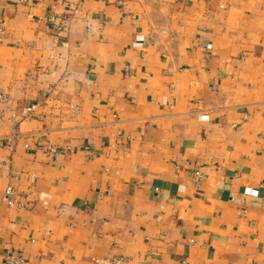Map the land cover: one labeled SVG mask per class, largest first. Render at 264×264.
I'll return each mask as SVG.
<instances>
[{"label":"crops","instance_id":"crops-1","mask_svg":"<svg viewBox=\"0 0 264 264\" xmlns=\"http://www.w3.org/2000/svg\"><path fill=\"white\" fill-rule=\"evenodd\" d=\"M0 93V264H264V0H0Z\"/></svg>","mask_w":264,"mask_h":264},{"label":"built area","instance_id":"built-area-1","mask_svg":"<svg viewBox=\"0 0 264 264\" xmlns=\"http://www.w3.org/2000/svg\"><path fill=\"white\" fill-rule=\"evenodd\" d=\"M118 3H122V1H118ZM47 19L50 21V22H57L58 23V27L60 29L63 28L64 26V23H63V19L59 18L58 16H55L53 14H49L47 16ZM145 41V38L140 36V37H137L134 42H133V45L135 47H140L142 46L143 42ZM210 47V44H207L206 45V48H209ZM7 98L4 94H1L0 93V102L2 101H5ZM34 105H31V106H24L22 107L21 109V113L23 115H28L30 112L33 111L34 109ZM205 178V174L203 172H201L200 170L196 169L194 172H193V181L194 183L198 184L200 183L203 179ZM244 193H249V194H252V195H257L258 194V188H250V187H246L244 188ZM13 194H14V190L12 188V186L8 185L5 187V190H4V196H3V200L4 202L9 205V206H14L15 204H18V202L13 198ZM28 202L24 201L22 204L20 205H24V206H28ZM6 261L10 262V263H14V264H19L23 261V258L19 255H9L6 257ZM122 258L121 257H114L111 261L112 264H121L122 263Z\"/></svg>","mask_w":264,"mask_h":264}]
</instances>
